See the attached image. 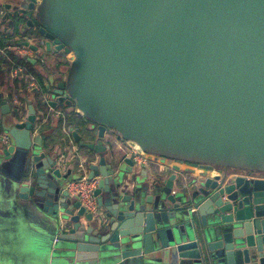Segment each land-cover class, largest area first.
Segmentation results:
<instances>
[{
	"label": "water",
	"instance_id": "obj_1",
	"mask_svg": "<svg viewBox=\"0 0 264 264\" xmlns=\"http://www.w3.org/2000/svg\"><path fill=\"white\" fill-rule=\"evenodd\" d=\"M6 2L7 52L55 70L0 80V188L46 217L41 264H264V0Z\"/></svg>",
	"mask_w": 264,
	"mask_h": 264
},
{
	"label": "crops",
	"instance_id": "obj_2",
	"mask_svg": "<svg viewBox=\"0 0 264 264\" xmlns=\"http://www.w3.org/2000/svg\"><path fill=\"white\" fill-rule=\"evenodd\" d=\"M6 1L0 0V22L4 20L7 13L5 7L8 2ZM9 18L4 24L0 23V57L3 56L1 50L6 53L8 45L15 43L17 38L24 42L21 31H14L11 28ZM0 61V75L5 76L6 79L10 78L13 87H20L23 82L14 80L10 76L15 62L11 60ZM31 64L28 66L24 64L23 66L27 67L32 75L38 77L34 70L37 67H33ZM50 68V70L44 69L41 73L42 76L38 77L42 84L47 79L48 73L55 72L52 67ZM60 70L56 72L59 73ZM118 146L126 147L121 142ZM23 170L22 167L17 168V170H7L6 180H18L22 176ZM0 190L3 200L0 203V264H34V262L41 264L54 240L48 231L49 227L45 224L46 217L40 210L29 207L25 201L11 198L4 188H0ZM21 212L26 215V219L17 217ZM10 259L14 261L10 263Z\"/></svg>",
	"mask_w": 264,
	"mask_h": 264
},
{
	"label": "built area",
	"instance_id": "obj_3",
	"mask_svg": "<svg viewBox=\"0 0 264 264\" xmlns=\"http://www.w3.org/2000/svg\"><path fill=\"white\" fill-rule=\"evenodd\" d=\"M9 49V48H8ZM20 55L29 57L33 55L31 49L26 47L18 48ZM11 77L14 79H22L28 81L29 89H38L37 81L32 75H25V69L21 65H15L14 69L10 72ZM137 155V154H136ZM136 160L143 162L139 156L136 157ZM98 181L91 180L87 176L82 177L79 180H73L69 184V192L72 196L78 198L88 211L96 212V198H95V189L97 187Z\"/></svg>",
	"mask_w": 264,
	"mask_h": 264
},
{
	"label": "flooded vegetation",
	"instance_id": "obj_4",
	"mask_svg": "<svg viewBox=\"0 0 264 264\" xmlns=\"http://www.w3.org/2000/svg\"><path fill=\"white\" fill-rule=\"evenodd\" d=\"M75 60V56L72 54V53H66L64 50H63V54L61 55V57H59V61H60V66L62 65L61 64V62H64V65H65V67H66V70L65 71H63V76L64 75H66V71L70 68V66L72 65V63H73V61ZM11 61H13V60H11ZM21 65V66H23L24 64H21L20 62H15L14 63V67H15V65L17 66V65ZM14 67L12 68V70L14 69ZM24 67V66H23ZM24 69H25V75H31V74H29V69L26 67H24ZM11 70V71H12ZM33 77L35 78V80L37 81V85H38V88L41 86L42 87V82L40 81V79L38 78V77H40V76H38V77H35L34 75H33Z\"/></svg>",
	"mask_w": 264,
	"mask_h": 264
},
{
	"label": "rangeland",
	"instance_id": "obj_5",
	"mask_svg": "<svg viewBox=\"0 0 264 264\" xmlns=\"http://www.w3.org/2000/svg\"><path fill=\"white\" fill-rule=\"evenodd\" d=\"M59 69H61L62 71H65V70H66V67H65V65L63 64V65L60 66ZM2 201H3V200H2V198H1V190H0V203H1ZM12 204H13V203H12ZM17 217H19V218H24V219L27 218L26 215L23 214L22 212H21L19 215H17ZM51 250H52V249H51ZM51 250L48 251L49 253L47 252V259H48V256H49L50 253H51ZM49 260H50V259H49ZM9 261H11V259H10ZM12 261H14V260H12ZM12 261H11L10 263H12ZM47 262H49V261H46L45 263H47Z\"/></svg>",
	"mask_w": 264,
	"mask_h": 264
},
{
	"label": "trees",
	"instance_id": "obj_6",
	"mask_svg": "<svg viewBox=\"0 0 264 264\" xmlns=\"http://www.w3.org/2000/svg\"><path fill=\"white\" fill-rule=\"evenodd\" d=\"M0 60H13L14 62H17V58H15L12 54H10L9 52L6 53V55L3 57H0ZM1 62V61H0ZM5 79V76H1L0 75V80Z\"/></svg>",
	"mask_w": 264,
	"mask_h": 264
}]
</instances>
